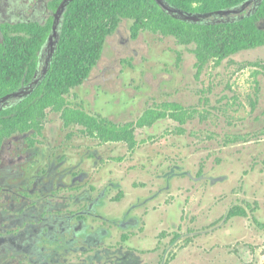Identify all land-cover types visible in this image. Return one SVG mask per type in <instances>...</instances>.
<instances>
[{
	"label": "rangeland",
	"instance_id": "374dc122",
	"mask_svg": "<svg viewBox=\"0 0 264 264\" xmlns=\"http://www.w3.org/2000/svg\"><path fill=\"white\" fill-rule=\"evenodd\" d=\"M261 61L264 47L244 52L219 67L212 65L208 77L215 76L216 81L214 103L210 104L213 109L197 108V118L189 125L194 166L198 169L197 164L201 163L203 172L215 171V175L223 168L224 172H231L230 182L216 190L209 187L207 178L195 182L189 176H179L166 183L168 173L161 169L167 162L160 163L152 155L165 154L160 151L177 146L178 141L163 129L156 130L159 132L155 140H146L152 130L139 132L138 138L145 141L137 153L128 152L125 144H108L104 151L97 140H87L76 127L65 128L63 121L53 115L43 130L49 145L34 161L28 153L19 162L17 155L7 150L1 156L3 167L13 162L14 173L16 166L24 163L21 171L27 170L25 181L33 200L43 194L46 202L53 193L56 204H44L43 213L42 205L35 206L27 222L35 223L29 220L33 214L39 218L44 215V220L39 219L44 226L38 232L30 231L21 241L27 252L2 253L0 264H110L116 260L113 254L117 250H122L121 254L132 251L130 256L140 264H264V75L255 77L256 68L244 67L248 62ZM204 78L207 84V77ZM256 82L261 90H257ZM202 112L208 118L199 119ZM234 133L242 141L229 145ZM68 134L74 135V142L67 138ZM73 144L77 149L73 150ZM52 145L58 146L59 162L58 154L49 157ZM87 148L91 149L89 155L98 156L95 160L101 159L97 167L94 162L92 166L82 164ZM63 151L73 152L67 153L69 160L60 157ZM148 154L156 162L143 167ZM225 158L230 163L224 167ZM72 162L78 171L73 181L80 185L74 193L67 188L72 182ZM106 170L113 178L117 173L116 181L121 180V185L114 188ZM91 185L98 187L89 188ZM105 188L107 196L87 210L92 214L85 217L86 222L80 224L72 217L84 206L86 209V190L94 199ZM120 194L122 199L116 201ZM73 195L75 198H70ZM232 206L246 207L250 217L224 224V215ZM3 207L2 204L0 211ZM49 226L52 230L47 232ZM106 249L112 253H104ZM98 250L101 255L96 254Z\"/></svg>",
	"mask_w": 264,
	"mask_h": 264
},
{
	"label": "flooded vegetation",
	"instance_id": "af4514ba",
	"mask_svg": "<svg viewBox=\"0 0 264 264\" xmlns=\"http://www.w3.org/2000/svg\"><path fill=\"white\" fill-rule=\"evenodd\" d=\"M63 1L0 0V60L16 56L12 44L18 40L21 43L25 41L27 27L29 26L47 27L51 22L49 38L55 23H58L61 38L64 16L73 0L67 2L64 6L65 10L61 13L60 8ZM148 1L153 3V6L148 7L138 17L116 15L115 20L112 21L114 23L108 26L111 29L104 42L101 58L91 69L84 82L66 95L68 106L73 109L83 110L98 121H106L118 126L131 125L134 128V134L137 139V145L134 149H130L127 146L126 150L131 152V154L137 153L138 146H140L142 141H145V138L144 140L138 138L139 132L153 131V133L148 134L149 136L146 140H155L156 132L161 129L169 132V137L174 136L175 140L178 141L177 146L160 151L165 152V154L156 153V155H152L159 158L158 161L160 163L166 160L167 164L161 169V171L166 169V173H168L165 176L166 183L170 184L173 179L179 176H189L195 182L207 178V182L210 184L209 187H214L213 190H216L225 182H230L232 179L230 177L231 172H224L225 168H223L218 169V174L215 175V171L203 172L201 163L197 164L198 169L194 166L193 149H189L188 141V138H191L192 135L188 133V128L192 121L197 118L195 116L197 108H212L210 104L214 103L213 96L215 94L216 81L215 76L210 79L208 77L210 67L212 65L213 67H219L225 61L231 60L244 52L264 46L231 54L220 65L216 63L218 61L217 57H209L208 62L201 66L196 52L198 44L204 42L205 39L196 37L193 30L220 28L234 30L236 25L241 24L245 20L254 19L257 28L264 31V16L260 15L264 0ZM157 15L162 19L160 23L154 22V17ZM48 38L37 54L36 69L31 77H29L26 68V52L23 44L21 68H13L14 76L7 80V85L1 86L0 84V119L5 115H13L18 107L27 100L32 99L43 89L59 44L58 42L54 49L49 48L47 44ZM261 63L264 64V61H261ZM260 75L263 76L264 71L261 70ZM204 77H207V84H205ZM258 86L259 83L256 86L257 90H261V86ZM195 87L199 89L196 90ZM232 99L234 100L235 97ZM174 108L179 109V118L173 116L175 113ZM151 112L163 113L164 115L154 121L146 119L145 116ZM53 115L60 118L58 112L49 109L47 110L46 118L43 119L41 117L39 120L45 125ZM198 118L203 120V118L208 117H205L202 112ZM45 135L43 131L41 134L32 131L29 133H14L6 137L0 147V206L4 205L3 211H0V255L13 250L27 252V247L23 246L21 241L30 231L38 232L43 227L42 221L44 220V215H41L40 218L43 220L40 221L37 214H33L29 220H34L35 223L27 222L30 212L33 211L35 206L42 205L41 213H43L44 204L49 206L56 204L54 202L56 196L53 193L47 196L48 200L46 202H44L43 194L33 200L32 193L28 192V184L25 181L27 170L21 171L24 163H19L23 161L24 154H32L31 157L34 161L37 155L42 153L43 147L49 145V143L46 144L45 142ZM231 136L232 139L228 140L229 145H235L242 141L241 137L235 133ZM67 138L71 139L72 142L75 141L74 135L70 136L68 134ZM86 139L92 140L91 137ZM97 145L105 151L108 144L98 142ZM57 147V145H52L49 149L51 151L49 157L58 154L56 161L59 162ZM75 149L77 148L74 146L73 150ZM87 149L88 153L84 155L82 164L91 165L94 162V166L97 167V164L102 162L101 159L95 160L98 156L89 155L91 149ZM7 150H9V153L17 155V160L19 161L18 166H16L18 169L14 173L12 172L13 162H11L10 166L3 167L1 156ZM67 153L71 154L73 152L68 151ZM67 153L63 151L60 157L64 158V160H69V154ZM195 155L198 158L200 157L197 152ZM150 157V154H148L143 167L149 166L151 163L155 164L156 161H151ZM229 160L231 161L232 159ZM68 163H71V161H68ZM229 163L226 160L223 163V165L225 164L224 167ZM71 168H73L70 174L72 182L68 184L67 188L71 190V193H74L80 187L76 181H73L78 173V171H75L77 168L75 162H72ZM231 171L234 170L232 169ZM105 172L108 173L109 177L111 176L110 170ZM88 173L91 176V172ZM258 174L261 175L262 173ZM117 176L118 174L116 173L114 178L112 176L108 178L114 188L121 185L119 183H122L121 180L116 181ZM86 181H89L88 178ZM36 184H38V180H36ZM56 185L59 186V181ZM93 187L98 186L95 185ZM93 187L92 185L89 186V188ZM114 188L111 187V189ZM106 189L108 188H105L94 199L91 198V191L86 190L84 198L86 200L85 205H87L86 211L91 210L92 204L98 205L100 201L105 199L108 194ZM6 194L9 196H6ZM70 198H75V195L70 196ZM80 198L83 199L81 196ZM11 205H19V207L13 208V210ZM235 207L232 206L224 215V224L242 217L230 214ZM241 208L247 212V216L242 218L250 217L246 207ZM88 211L84 212L85 217L92 214ZM179 211L181 212V210ZM256 223L258 227L261 226L257 221ZM23 225L25 228H20ZM49 230H52V227H49ZM117 251V254H113L116 260L112 261V258H110V264H118L120 262L122 264L139 263L133 255L130 256L132 251L129 250L125 254H121L122 250ZM101 252L98 250L96 254L101 255ZM104 253L109 255L112 251L106 249ZM105 262L107 263V260Z\"/></svg>",
	"mask_w": 264,
	"mask_h": 264
},
{
	"label": "trees",
	"instance_id": "16d2710c",
	"mask_svg": "<svg viewBox=\"0 0 264 264\" xmlns=\"http://www.w3.org/2000/svg\"><path fill=\"white\" fill-rule=\"evenodd\" d=\"M150 6H153V3L148 0H73L64 16L61 38L48 79L40 93L18 107L13 115H5L0 119V147L3 140L14 133L32 131L41 134L44 124L39 118H46L47 110L52 109L60 114L65 128L76 127L84 137H91L102 144L122 143L134 149L137 139L131 125L118 126L106 121H98L83 110L68 106L66 95L84 82L101 58L104 42L111 29L108 26L114 23L112 21L115 20L116 15L138 17ZM260 15L264 16V6ZM161 21L159 15L154 17V22ZM50 30L51 22L47 27L29 26L25 41L21 43L18 40L12 44L16 56L0 60L1 86L5 85L8 79L13 78V68H21L23 44L26 52V68L29 77L33 75L37 65V54L44 46ZM193 32L196 37L205 39L198 44L196 52L201 66L208 62L209 57H217L216 63L220 65L231 54L264 46V31L257 28L254 19L245 20L236 25L234 30L194 29ZM247 66L257 69L254 72L255 77L261 74V70L264 71V64L261 62L248 63L244 67ZM256 84L258 85V82ZM174 111L173 116L179 118V109L174 108ZM163 115V113L151 112L145 118L154 121ZM122 195L116 197V201H120ZM82 211H86L85 206ZM82 211L72 214L80 224L86 222ZM230 214L247 216L246 210L239 206L233 208ZM49 227L47 232L51 231ZM73 227L76 230V226ZM123 238L126 240L127 236Z\"/></svg>",
	"mask_w": 264,
	"mask_h": 264
},
{
	"label": "water",
	"instance_id": "95a60500",
	"mask_svg": "<svg viewBox=\"0 0 264 264\" xmlns=\"http://www.w3.org/2000/svg\"><path fill=\"white\" fill-rule=\"evenodd\" d=\"M68 1L69 0H64L63 1L62 5H61V8H60V12L61 13L65 10L64 6L67 4ZM59 39H60L59 25H58V23H55L54 28H53V32L49 36L48 42H47L49 48L54 49V47L57 46V44L59 42Z\"/></svg>",
	"mask_w": 264,
	"mask_h": 264
}]
</instances>
